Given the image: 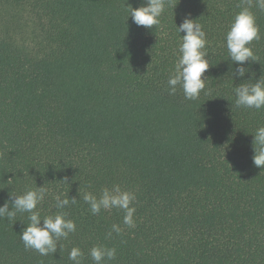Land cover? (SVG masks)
I'll return each mask as SVG.
<instances>
[{
    "label": "trees",
    "instance_id": "16d2710c",
    "mask_svg": "<svg viewBox=\"0 0 264 264\" xmlns=\"http://www.w3.org/2000/svg\"><path fill=\"white\" fill-rule=\"evenodd\" d=\"M259 40L246 62L264 77V10L250 0ZM144 0H0V206L43 186L36 211L76 230L46 256L26 249L28 213L0 218V264H264V168L252 140L264 108H237L226 33L247 0H169L160 24L128 17ZM202 25L209 69L196 100L167 80L182 18ZM231 66V68H230ZM67 177V183L63 179ZM119 185L134 194V227L121 209L92 214L83 196ZM75 197L58 210L55 197ZM113 225L120 232L113 231Z\"/></svg>",
    "mask_w": 264,
    "mask_h": 264
},
{
    "label": "clouds",
    "instance_id": "9594fccd",
    "mask_svg": "<svg viewBox=\"0 0 264 264\" xmlns=\"http://www.w3.org/2000/svg\"><path fill=\"white\" fill-rule=\"evenodd\" d=\"M169 0H144V5L138 8H127L128 17L136 26H143L152 29L153 26L160 24V17L164 13ZM249 6L241 7V10L234 16L229 30L226 33V48L228 57L235 65L231 70L233 78L244 80L247 75L249 78L238 86H235V106L237 108H248L259 110L264 108V77H259L253 82L254 74L250 73V68L246 67V62H254L255 57L251 47L253 40H259V28L256 18L250 11ZM256 6L264 10V0H256ZM191 18V14H186L182 22L175 29L177 33H184L178 47L179 57L170 72L167 85L170 95H174L179 87L187 100H196L201 91L205 89V82L208 79L204 74L209 69L206 52V34L202 25ZM231 68V66H230ZM252 163L256 168H264V126L256 129L252 135ZM67 183V177L63 179ZM47 189L43 186L36 187L34 190H27L21 195H8L2 206H0V218L7 217L9 220L15 218L17 213H28V225L20 233V239L26 249H33L40 255L46 256L57 251V241L61 238L66 239L68 235L76 230L74 221L66 219V214L58 211L54 215L45 216L41 219L39 211H36L38 204L44 200ZM55 206L61 210L69 205L75 204L76 198L61 199L58 195L55 198ZM85 203L89 205L92 214H98L101 209H121L124 211L123 223L128 227H134L133 215L135 208L130 204L135 199L133 193L122 191L119 185H114L111 190L104 188L99 197L85 193L83 196ZM113 231L119 233L120 228L113 225ZM95 264H101L105 259H115L116 250L103 247H93L89 253ZM82 256L79 248L73 247L69 253V259L74 264H81Z\"/></svg>",
    "mask_w": 264,
    "mask_h": 264
}]
</instances>
